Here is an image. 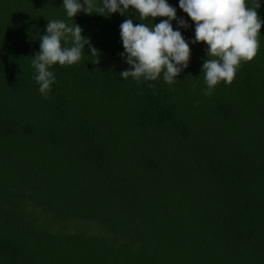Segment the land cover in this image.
I'll use <instances>...</instances> for the list:
<instances>
[{
  "label": "trees",
  "instance_id": "obj_1",
  "mask_svg": "<svg viewBox=\"0 0 264 264\" xmlns=\"http://www.w3.org/2000/svg\"><path fill=\"white\" fill-rule=\"evenodd\" d=\"M167 2L191 48L172 84L119 76L121 23L149 22L134 10L68 18L63 0H0V264H264V26L255 58L207 95V45ZM52 19L79 25L99 63L86 45L52 66L45 98L31 60ZM46 214L110 234L54 233Z\"/></svg>",
  "mask_w": 264,
  "mask_h": 264
},
{
  "label": "clouds",
  "instance_id": "obj_2",
  "mask_svg": "<svg viewBox=\"0 0 264 264\" xmlns=\"http://www.w3.org/2000/svg\"><path fill=\"white\" fill-rule=\"evenodd\" d=\"M259 0L248 5L246 0H179V8L195 25L192 43L207 45V59L202 64V73L207 85V95L221 82L231 85L242 62L252 61L258 53V36L264 21L258 15ZM68 18L78 13H120L130 9L138 14L140 21L133 23L126 18L120 25V37L124 48L122 58L128 70L119 73L125 80L129 77L139 81H155L161 74L163 80L172 84L189 65L191 48L179 30H174L172 21L177 20L176 8L167 0H63ZM162 19L153 23L156 18ZM180 28H187L184 20H178ZM83 29L63 20L47 21L46 34L40 35V51L31 60L35 70L34 80L45 98L55 83L54 65H74L81 61L85 46L91 55L98 50L91 47L90 40L82 35ZM69 41L71 43L69 44ZM153 85H149L152 87Z\"/></svg>",
  "mask_w": 264,
  "mask_h": 264
},
{
  "label": "rangeland",
  "instance_id": "obj_3",
  "mask_svg": "<svg viewBox=\"0 0 264 264\" xmlns=\"http://www.w3.org/2000/svg\"><path fill=\"white\" fill-rule=\"evenodd\" d=\"M44 228L54 233H76L81 235H97L108 237L109 229L103 224L83 219L60 220L54 219L51 215L46 214ZM107 231V234L104 232Z\"/></svg>",
  "mask_w": 264,
  "mask_h": 264
}]
</instances>
